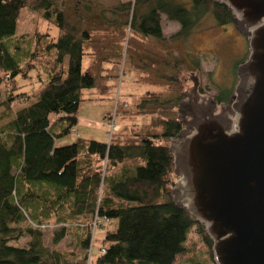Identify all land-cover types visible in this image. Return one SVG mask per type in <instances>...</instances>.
Returning <instances> with one entry per match:
<instances>
[{
    "label": "trees",
    "instance_id": "trees-1",
    "mask_svg": "<svg viewBox=\"0 0 264 264\" xmlns=\"http://www.w3.org/2000/svg\"><path fill=\"white\" fill-rule=\"evenodd\" d=\"M25 8L40 12L59 34L54 39L37 31L32 40L22 35L30 49L12 54L11 37ZM107 12L113 26L128 28L125 54L130 69L139 72L136 81L156 86L166 81L168 93L145 91L131 105L134 111L117 100L107 121L120 115L117 107L124 116H151L124 137L112 131L107 142L77 137L57 146V138L77 132L84 91L104 88L122 56L111 54V34L97 38L86 13L68 9L66 0H0V121L13 116L0 127V264H65L61 252L43 244L51 228L52 243L71 237L83 263L88 257L92 264H214L204 229L170 198L175 176L167 143L182 128L175 109L183 93L180 68L188 66V58L180 51L177 58L167 51L150 55L147 42L187 39L207 19L226 26L230 11L208 0H119ZM162 16L179 25L169 38L162 34ZM83 58L90 60L86 68ZM30 71L36 79L28 84L37 86L20 90L25 85L16 77L31 78ZM233 77L225 96L220 89L212 96L218 104L232 93L235 70ZM13 105L23 106L13 112ZM104 217L107 224L97 228L105 232L92 255L93 223Z\"/></svg>",
    "mask_w": 264,
    "mask_h": 264
},
{
    "label": "water",
    "instance_id": "water-1",
    "mask_svg": "<svg viewBox=\"0 0 264 264\" xmlns=\"http://www.w3.org/2000/svg\"><path fill=\"white\" fill-rule=\"evenodd\" d=\"M208 1L229 9L247 57L225 103L195 80L182 93L170 198L204 229L214 264H264V0Z\"/></svg>",
    "mask_w": 264,
    "mask_h": 264
},
{
    "label": "rangeland",
    "instance_id": "rangeland-1",
    "mask_svg": "<svg viewBox=\"0 0 264 264\" xmlns=\"http://www.w3.org/2000/svg\"><path fill=\"white\" fill-rule=\"evenodd\" d=\"M117 1L66 0L68 9L71 10L76 7L80 13H86L88 27L97 32V38L105 37L104 35L110 36L111 34L108 48L113 56L117 52V54L122 57H119V60H121L117 65L118 67L115 66V68L109 70L110 74L114 71V73L117 74V77L113 73L114 76L112 75L111 78H105L103 80V84L105 85L104 88H93L84 91V97L86 99L79 105L77 124L74 127L77 132L74 133L70 131L68 134L57 138L55 140L57 146L70 144L74 142L77 137L107 142L112 131L113 133L119 134V137H124L132 131L131 127L133 128L135 125H146L149 123L151 116H124L121 115V109L117 107L118 114L120 115H115V120L107 121L105 115L108 112H113L116 101L125 102L128 104V108H131L128 111H134L131 105L138 97L142 96L145 91L154 90L162 94L168 93V88L164 86L167 84L166 81L158 82L157 86L136 81L139 72L130 69V61L128 55L125 54L128 28L121 24L120 28L113 26L114 17L111 13L107 12L116 6ZM199 27L200 28L196 29L187 39H183L173 44L148 40L147 43L150 45V55L157 54L158 56L167 51L169 52L168 54L177 58L179 56L178 51L185 53L188 58L185 59L188 61V66L184 67V65H182L180 68L181 73L179 74L180 80L182 81L183 92L192 87L194 83L193 80H195L200 94L212 97L216 94V90L220 89L222 95L225 96L232 86L234 80L233 73L234 70L236 71L235 68L247 57L245 54L247 49L246 41L243 36L235 30L232 23L226 26H216L211 19H207L204 20ZM178 29L179 25L177 23L169 22L164 16H162L161 30L165 35L164 37L169 38ZM37 31L48 33L54 39L59 34L56 26L51 21L43 18L40 12L29 10L27 8L21 10L16 24L15 34L11 37L16 41L14 52L11 51V53L16 54L17 51L24 52V49H30L29 42L23 40L22 35L28 37L29 40H32L34 32ZM93 49L96 51V49L99 50V47L94 46ZM150 58L155 60V57ZM111 60L115 59L111 58ZM196 61L198 70H196V64H194ZM89 64L90 60L83 58L82 68H86ZM122 71L123 74L121 75ZM119 73L120 75H118ZM28 75L31 76V78L24 79L19 76L16 77L19 85H25V87H21L20 90H28L30 86H37L36 83L32 85L28 84L32 78L36 79V71H30ZM0 77H3L1 70ZM0 84L2 98L4 81L2 80ZM37 92L38 89L36 88L33 93L35 94ZM32 100L35 99L33 98ZM22 106L23 105H13L12 111L15 112ZM1 111H3V108L0 107V112ZM12 119L13 116L0 121V127ZM113 222L115 223V221ZM53 230L54 229L52 228L49 229L47 234H44L43 236V244L48 247L47 249L49 252H61L65 256V264H70L73 261H77L79 264H92L88 261V257L84 263L78 261V247L74 245L71 237L64 239L59 244H53L51 241ZM104 232L105 227L94 228L92 230L91 242L93 247L90 251L92 255L97 253L99 248L98 240L102 238ZM192 238L194 241H197V238L194 235ZM20 242L21 241H18V243Z\"/></svg>",
    "mask_w": 264,
    "mask_h": 264
},
{
    "label": "built area",
    "instance_id": "built-area-1",
    "mask_svg": "<svg viewBox=\"0 0 264 264\" xmlns=\"http://www.w3.org/2000/svg\"><path fill=\"white\" fill-rule=\"evenodd\" d=\"M107 221L108 220H107L106 217H104V218H98V220L94 221L93 226L96 228L99 225L106 223Z\"/></svg>",
    "mask_w": 264,
    "mask_h": 264
},
{
    "label": "crops",
    "instance_id": "crops-1",
    "mask_svg": "<svg viewBox=\"0 0 264 264\" xmlns=\"http://www.w3.org/2000/svg\"><path fill=\"white\" fill-rule=\"evenodd\" d=\"M162 34H163V33H162ZM163 35H164V34H163ZM164 36H165V35H164ZM113 68H115V67H113ZM110 69H111V68H110ZM108 73L110 74V72H108ZM113 73H114V71L111 72V74H113Z\"/></svg>",
    "mask_w": 264,
    "mask_h": 264
}]
</instances>
